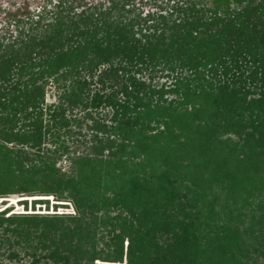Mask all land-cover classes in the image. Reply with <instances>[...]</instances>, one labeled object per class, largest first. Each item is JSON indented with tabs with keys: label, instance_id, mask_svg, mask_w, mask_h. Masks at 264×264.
Listing matches in <instances>:
<instances>
[{
	"label": "trees",
	"instance_id": "trees-1",
	"mask_svg": "<svg viewBox=\"0 0 264 264\" xmlns=\"http://www.w3.org/2000/svg\"><path fill=\"white\" fill-rule=\"evenodd\" d=\"M46 2L0 29V176L74 212L0 210L6 258L264 264V0Z\"/></svg>",
	"mask_w": 264,
	"mask_h": 264
},
{
	"label": "rangeland",
	"instance_id": "rangeland-1",
	"mask_svg": "<svg viewBox=\"0 0 264 264\" xmlns=\"http://www.w3.org/2000/svg\"><path fill=\"white\" fill-rule=\"evenodd\" d=\"M48 0H0V29H2L3 33L6 31L7 33L10 32V34H14V30L13 27L10 24H13L12 20L6 21L5 18L6 17H16V16H20L23 17L24 14L27 13V11H34L37 8H39V6H41L42 4H46V8H53L50 4H47ZM52 3H56L57 0H51ZM78 0H73L72 5H76V2ZM88 5H93L95 3L101 2V0H85ZM148 1V0H146ZM46 2V3H45ZM148 5L150 6H144L143 10L140 8V10H142V14L143 13H155L158 12L159 8L157 7V5H151L149 4V2H147ZM109 6V2L104 1V4L101 6V9L104 10ZM6 8L10 9L11 15H8ZM129 16H131V14H129ZM25 29L28 27V24L24 25ZM164 73H157L156 76L154 77V81L155 83H157L158 85L165 82L166 80H170V79H166L164 76ZM144 78H146V75H143ZM169 82V81H167ZM56 95H57V90L54 87H50L47 89V93H46V102H52L54 100H56ZM85 122L90 123L91 120L90 119H86ZM73 130H74V134L75 133H80V134H75L72 137H66V144L70 146V150L69 153L66 155H62L61 158L57 159V164L56 166L60 169V171H63V173H66V171H68V166H69V161H68V157H75L76 154H80L83 153L84 151H87V147L86 145L89 143L90 140V135H91V131L83 124L80 127L74 125L73 126ZM225 137H228L232 140H237L236 136L234 135H225ZM54 144H52L51 142L45 140L43 142L42 145V150H46L48 147H53ZM26 150H30L29 147H25ZM42 151V152H43ZM50 153V152H49ZM51 154V153H50ZM56 155H51V157H54ZM23 163L25 164V166H27L28 164H30V162L28 161H23ZM31 163H36V164H41L40 161H38L35 157V159L31 162ZM67 175V174H65ZM8 181H10V184H8ZM21 184V181L19 180L18 183H16L15 181H11L6 177H1L0 176V196H7L3 199H0V210L2 209H6L8 208L10 210V212H14V213H39L42 215H45L47 213H61V212H74L73 211V205L72 204H68L70 197L68 196V194H66V192H63L62 195L59 194H55V195H42V194H47L48 192H46V190L43 188L44 186H42L41 182H37L36 186L34 188H32V190L30 192H22V191H18L16 193H8V192H12L14 189H19L18 187ZM5 191H8L7 194ZM34 194V195H32ZM46 196V197H44ZM62 196V197H61ZM11 197L15 198V202L13 200H9ZM33 197V198H32ZM19 199V200H18ZM57 199H65L64 200H57ZM260 198H255L256 202H259ZM67 204V205H66ZM247 212L249 211V208L246 210ZM252 213V211H250ZM98 214H100V212H97ZM118 213V210H112L110 212V215H116ZM254 214L257 213V215H259L260 211L259 210H254L253 211ZM1 231V228H0ZM125 245V244H124ZM101 246V245H100ZM18 248H15V250H17ZM6 249L1 248L0 252L3 253V255H0V264H27L30 261V257L24 255L23 251L19 250V255L21 260L20 261H15V260H9L6 258V254L4 255ZM0 253V254H1ZM126 260H123V264H125ZM95 264H103L102 261L97 260L95 261ZM115 264H121V263H115Z\"/></svg>",
	"mask_w": 264,
	"mask_h": 264
}]
</instances>
